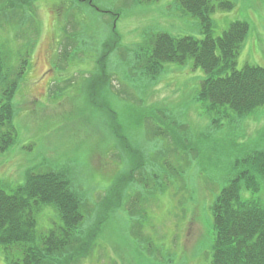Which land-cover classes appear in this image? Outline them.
Listing matches in <instances>:
<instances>
[{"label":"rangeland","instance_id":"1","mask_svg":"<svg viewBox=\"0 0 264 264\" xmlns=\"http://www.w3.org/2000/svg\"><path fill=\"white\" fill-rule=\"evenodd\" d=\"M29 1L0 0V48L13 74L28 55L0 189L28 172H65L82 198L81 231L101 229L72 264H211L212 206L248 167L242 160L264 151V105L215 120L197 100L206 73L193 59L167 63L151 81L135 66L157 33L204 38L182 0ZM231 1L212 12L214 36L247 21L238 69L264 67V0ZM36 218L40 236L61 222L54 206ZM0 264H9L2 244Z\"/></svg>","mask_w":264,"mask_h":264},{"label":"trees","instance_id":"2","mask_svg":"<svg viewBox=\"0 0 264 264\" xmlns=\"http://www.w3.org/2000/svg\"><path fill=\"white\" fill-rule=\"evenodd\" d=\"M181 6L200 19L204 38L157 33L151 40L152 46L137 55L139 61L135 66L151 81L163 73L167 63L184 65L193 59L194 65L206 73L197 100L215 120L228 112L245 115L263 106L264 67L247 63L238 69L249 23L239 19L221 36H214L213 10L217 7L231 10L233 1L182 0ZM27 58L28 55L22 58V71L16 76L0 48V85L4 88L0 97V127H7L0 133L2 151L15 141L12 99L25 74ZM242 164L248 167L231 179L212 206L216 233L211 264H264V151H254ZM242 189L251 195L244 198ZM81 199L62 171L28 172L26 181L10 192L0 189V244L8 263L72 264L77 258H85L101 229L81 231L84 219ZM45 206H54L61 222L40 236L36 214ZM111 209L106 206L104 210ZM107 218L108 215L104 223ZM89 237L93 241L87 245Z\"/></svg>","mask_w":264,"mask_h":264}]
</instances>
